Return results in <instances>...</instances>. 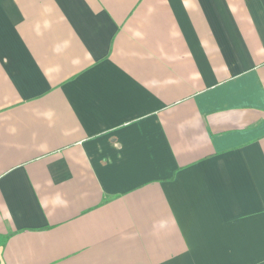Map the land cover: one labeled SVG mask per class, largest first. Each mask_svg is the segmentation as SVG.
Wrapping results in <instances>:
<instances>
[{"label":"crops","instance_id":"obj_1","mask_svg":"<svg viewBox=\"0 0 264 264\" xmlns=\"http://www.w3.org/2000/svg\"><path fill=\"white\" fill-rule=\"evenodd\" d=\"M1 264H264V0H0Z\"/></svg>","mask_w":264,"mask_h":264},{"label":"built area","instance_id":"obj_2","mask_svg":"<svg viewBox=\"0 0 264 264\" xmlns=\"http://www.w3.org/2000/svg\"><path fill=\"white\" fill-rule=\"evenodd\" d=\"M0 264H1V262H0Z\"/></svg>","mask_w":264,"mask_h":264}]
</instances>
